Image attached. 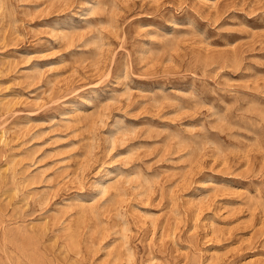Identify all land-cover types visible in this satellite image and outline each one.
I'll return each mask as SVG.
<instances>
[{
    "label": "rangeland",
    "instance_id": "rangeland-1",
    "mask_svg": "<svg viewBox=\"0 0 264 264\" xmlns=\"http://www.w3.org/2000/svg\"><path fill=\"white\" fill-rule=\"evenodd\" d=\"M0 264H264V0H0Z\"/></svg>",
    "mask_w": 264,
    "mask_h": 264
},
{
    "label": "bare ground",
    "instance_id": "bare-ground-1",
    "mask_svg": "<svg viewBox=\"0 0 264 264\" xmlns=\"http://www.w3.org/2000/svg\"><path fill=\"white\" fill-rule=\"evenodd\" d=\"M125 69V68H124Z\"/></svg>",
    "mask_w": 264,
    "mask_h": 264
}]
</instances>
